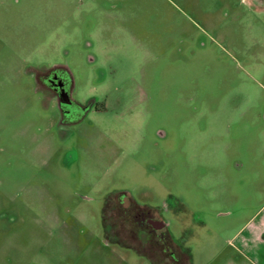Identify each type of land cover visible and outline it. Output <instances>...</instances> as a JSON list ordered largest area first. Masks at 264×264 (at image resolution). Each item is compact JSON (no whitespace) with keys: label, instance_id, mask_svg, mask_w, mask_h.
<instances>
[{"label":"rangeland","instance_id":"rangeland-1","mask_svg":"<svg viewBox=\"0 0 264 264\" xmlns=\"http://www.w3.org/2000/svg\"><path fill=\"white\" fill-rule=\"evenodd\" d=\"M118 197L184 264H264V0H0V264H157Z\"/></svg>","mask_w":264,"mask_h":264},{"label":"flooded vegetation","instance_id":"flooded-vegetation-1","mask_svg":"<svg viewBox=\"0 0 264 264\" xmlns=\"http://www.w3.org/2000/svg\"><path fill=\"white\" fill-rule=\"evenodd\" d=\"M44 80L49 89L60 98L62 111L68 118L77 119L81 116L85 107L72 99L71 83L65 72L51 71ZM123 200L124 198L118 197L116 201H107L105 206L104 219L110 221L112 240L151 258L157 264H162L163 261L166 264H182V250L169 234L164 220L135 202L130 201L129 206L125 207ZM105 213L110 214L107 217Z\"/></svg>","mask_w":264,"mask_h":264},{"label":"trees","instance_id":"trees-1","mask_svg":"<svg viewBox=\"0 0 264 264\" xmlns=\"http://www.w3.org/2000/svg\"><path fill=\"white\" fill-rule=\"evenodd\" d=\"M106 221V220H105ZM111 236H112V234H111ZM182 263L184 264V261H182Z\"/></svg>","mask_w":264,"mask_h":264},{"label":"water","instance_id":"water-1","mask_svg":"<svg viewBox=\"0 0 264 264\" xmlns=\"http://www.w3.org/2000/svg\"><path fill=\"white\" fill-rule=\"evenodd\" d=\"M63 103V102H62Z\"/></svg>","mask_w":264,"mask_h":264}]
</instances>
